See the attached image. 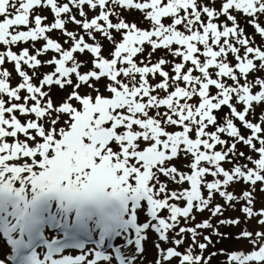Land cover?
Returning a JSON list of instances; mask_svg holds the SVG:
<instances>
[{
	"label": "snow or ice",
	"instance_id": "6c2138e0",
	"mask_svg": "<svg viewBox=\"0 0 264 264\" xmlns=\"http://www.w3.org/2000/svg\"><path fill=\"white\" fill-rule=\"evenodd\" d=\"M0 46V264H264V0H0Z\"/></svg>",
	"mask_w": 264,
	"mask_h": 264
},
{
	"label": "rangeland",
	"instance_id": "374dc122",
	"mask_svg": "<svg viewBox=\"0 0 264 264\" xmlns=\"http://www.w3.org/2000/svg\"><path fill=\"white\" fill-rule=\"evenodd\" d=\"M42 14L43 15H47L49 17V21H51V19H52L51 14L47 10H42ZM89 15L91 16L92 13H90ZM241 23H242V26H244V22L242 21ZM68 27H69V29H73L75 26L74 25H68ZM246 31L248 33H252L253 29L250 26H248V27H246ZM51 34H53L52 35L53 38H57V37L60 36L59 32H53ZM259 39L260 38L257 36L256 37L257 42H259ZM61 42H62V38H61ZM42 43H43V41L38 42V46L37 47H40ZM110 48H111V46L108 45L107 42H105L104 54L106 56L109 54ZM51 55H52V53H49L47 56H44V57H41V58H42V60H47V59H49L51 57ZM79 58L81 60L89 62L87 67L82 68L81 71L89 70V68L91 67V64H90L91 57L88 56L87 54H85L83 56H80ZM5 67H7L10 71L13 68L12 65L10 67L6 65ZM52 70H53L52 67H44V71L39 69L38 73H37V77H39V75L41 73L51 72ZM29 74H31V72ZM19 79L20 78L18 76H16V74L13 72V79L11 80L12 86H15L19 82ZM34 82L38 83V79L34 80ZM105 83H106V81L102 80L97 85V87L100 88V93L102 95L108 96L110 94L104 88V84ZM71 90H72L71 88H65V90L63 92H60L59 89H55L54 90L55 93L51 92V96H52L54 104L59 105L60 103H62L63 100L68 95V93L71 92ZM80 92H81L82 95L91 94L93 97L96 95V93L94 91H92L91 89H89L87 87H82L80 89ZM65 119H67L66 116L61 118V122L57 125V128L64 126L63 125V121ZM46 127H47V125H46ZM21 139H23V137H21ZM209 179H211V178L209 177ZM242 187H246V186L242 185L241 187H237V189H236L237 193H239L241 191ZM257 199H258V202L256 204V207L259 208L261 206H264V199H262L261 197H258ZM217 202L223 203V201L218 196H217ZM237 208H239V206H237ZM208 215H209V213H207V216ZM238 215L241 216V220L243 222V216L239 213V211L233 212V211L229 210V211L225 212L224 217H233L234 218V217H236ZM219 218L220 217L214 218V220L215 219H219ZM141 219H143V217H141ZM201 219H203V218H201ZM197 221H198V216H197ZM248 226H249L250 230L252 228H254L255 221H250ZM220 230L222 232H224V233H228L229 234V238L221 240L220 242L215 243L214 246H210L209 247V249L205 253V256H207L209 253H211L213 251L217 252V255L212 257L210 264H225L226 259H227L226 255L220 254L219 250L224 249L225 252H230L232 250L240 249L242 244L246 243L245 241H240V240H236V239L233 238L235 236V234H237V233H239L241 231V229L239 227H223L222 226ZM6 239L7 238L4 237V236L0 237V245H3L6 242ZM214 239H215V237H214ZM154 240H155V234L154 233H149V240L145 243V264H154V263H152L154 261H151V258H153L154 256L156 257V249L154 247ZM87 247H91V245H88ZM10 248H11V246L7 245L6 248H4V250L9 252V254H11L10 253ZM78 251L79 250H77V254H78ZM41 252H42V248H38V253L40 255H41ZM9 264H15V262L14 261H9Z\"/></svg>",
	"mask_w": 264,
	"mask_h": 264
},
{
	"label": "bare ground",
	"instance_id": "6f19581e",
	"mask_svg": "<svg viewBox=\"0 0 264 264\" xmlns=\"http://www.w3.org/2000/svg\"><path fill=\"white\" fill-rule=\"evenodd\" d=\"M205 195H206V193H205ZM197 216H198V221L197 222H199L201 220V218H206L207 217V213L205 212L203 214H197ZM254 227H256V225ZM45 234H46V238L51 239L52 233L49 230L46 229L45 230ZM2 236H3V234L0 233V237H2ZM93 239H98V232L93 234ZM155 258H156L155 256L153 258H151V261H155ZM152 263H154V262H152Z\"/></svg>",
	"mask_w": 264,
	"mask_h": 264
}]
</instances>
